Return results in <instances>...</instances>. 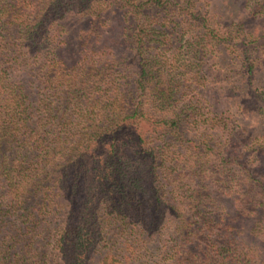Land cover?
I'll return each instance as SVG.
<instances>
[{"label": "trees", "instance_id": "16d2710c", "mask_svg": "<svg viewBox=\"0 0 264 264\" xmlns=\"http://www.w3.org/2000/svg\"><path fill=\"white\" fill-rule=\"evenodd\" d=\"M172 1L0 0V264H256L206 231L236 191L264 238L258 142L235 130L218 32L150 19ZM108 9L139 17L120 43Z\"/></svg>", "mask_w": 264, "mask_h": 264}, {"label": "rangeland", "instance_id": "374dc122", "mask_svg": "<svg viewBox=\"0 0 264 264\" xmlns=\"http://www.w3.org/2000/svg\"><path fill=\"white\" fill-rule=\"evenodd\" d=\"M123 11L126 12L124 9ZM130 14V13H129ZM151 20H160L165 24H182L186 37L190 31L196 30L199 24H208L218 32L219 43L213 40V49H209L213 63L226 79L224 87L230 91L236 112V129L245 130L244 137L258 142V152L255 158L247 163V169L257 173L258 185L264 186V106L258 103V113L253 108L251 98L254 93L264 99V0H173L169 8H149ZM106 23L110 24L105 31V37L116 43L121 42L122 28L120 24H139L134 21L135 14H130L127 21L123 15L110 9L106 10ZM149 20V18H148ZM65 24H88L85 19L77 16H67ZM80 24V25H79ZM100 24V23H99ZM120 54V51L116 52ZM251 68L250 83L247 80V69ZM250 84V85H248ZM264 101V100H263ZM236 109V111H235ZM233 115V114H232ZM232 123L231 120V125ZM229 155V154H228ZM184 158V155L181 156ZM252 158V157H251ZM135 177H139V186H145L144 173L138 176L140 168L136 164ZM262 181L261 183H259ZM236 187L234 186V189ZM232 193V192H231ZM214 194L213 201L220 221L211 219V227L207 230L213 238H224L231 235L238 245L245 244L256 256V264H264V238L252 231V221L249 217L238 214L236 207V191ZM240 248H242L240 246Z\"/></svg>", "mask_w": 264, "mask_h": 264}]
</instances>
